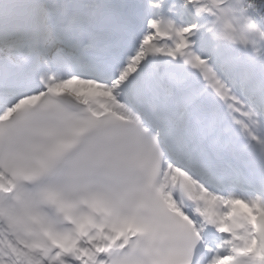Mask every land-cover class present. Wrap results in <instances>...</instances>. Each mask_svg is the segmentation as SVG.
<instances>
[{
	"label": "snow or ice",
	"instance_id": "obj_1",
	"mask_svg": "<svg viewBox=\"0 0 264 264\" xmlns=\"http://www.w3.org/2000/svg\"><path fill=\"white\" fill-rule=\"evenodd\" d=\"M0 264H264V0H0Z\"/></svg>",
	"mask_w": 264,
	"mask_h": 264
}]
</instances>
